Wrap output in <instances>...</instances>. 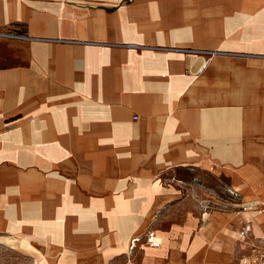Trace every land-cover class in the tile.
Here are the masks:
<instances>
[{
    "label": "crops",
    "instance_id": "1",
    "mask_svg": "<svg viewBox=\"0 0 264 264\" xmlns=\"http://www.w3.org/2000/svg\"><path fill=\"white\" fill-rule=\"evenodd\" d=\"M10 27L26 50L0 68V233L53 264H254L264 0H0ZM175 169L226 176L244 211L207 208Z\"/></svg>",
    "mask_w": 264,
    "mask_h": 264
},
{
    "label": "rangeland",
    "instance_id": "2",
    "mask_svg": "<svg viewBox=\"0 0 264 264\" xmlns=\"http://www.w3.org/2000/svg\"><path fill=\"white\" fill-rule=\"evenodd\" d=\"M7 32V31H0ZM21 40L17 39H6L0 37V68H5L9 66H14L15 64H19L18 55L23 54L25 52V47L20 46ZM14 132V131H13ZM17 138V141L14 140L13 143L17 144L18 150L13 151V157L21 156L26 152L24 149H20L21 141H19V136L13 137ZM33 147L27 146V148ZM25 148V146H24ZM34 151V149H33ZM16 162L13 161V166H15ZM19 166L21 163L18 164ZM174 186L177 187L180 185L179 180L185 182L187 185H183L191 190H195L198 188V191L213 193L216 200L206 202L207 208L212 209L216 208L220 211H233L238 212L244 211L240 206V200L238 194L231 189V185L229 179L220 175L219 178H215L210 173L202 170H183V169H175V172L169 175ZM177 180V181H175ZM47 227H45L46 229ZM246 226L242 225L238 232H241L245 229ZM15 235H9L7 233H0V264H53V254L51 247H40L36 248L32 246L35 241L28 240L23 242V245L18 242L19 237ZM21 238V237H20ZM49 237H45L43 240V244H51V240ZM16 240V241H15ZM240 241V240H239ZM245 243L244 241H240ZM237 245L240 246L237 238ZM142 249L143 247L132 250L129 247V251L125 254L128 263L133 262L136 259V252ZM55 250V249H54ZM62 250V249H61ZM249 252V251H248ZM249 254V253H248ZM248 254L246 256H248Z\"/></svg>",
    "mask_w": 264,
    "mask_h": 264
},
{
    "label": "built area",
    "instance_id": "3",
    "mask_svg": "<svg viewBox=\"0 0 264 264\" xmlns=\"http://www.w3.org/2000/svg\"><path fill=\"white\" fill-rule=\"evenodd\" d=\"M0 37L6 39H26L25 37L9 32H0ZM247 238V231L244 229L240 233V239L245 241ZM146 244L153 248H159L162 245V240L159 236L155 234V232L149 231L145 236ZM141 239L139 237L133 238L130 243V248L134 250ZM250 259L254 264H264V250L259 247H254L251 250Z\"/></svg>",
    "mask_w": 264,
    "mask_h": 264
},
{
    "label": "trees",
    "instance_id": "4",
    "mask_svg": "<svg viewBox=\"0 0 264 264\" xmlns=\"http://www.w3.org/2000/svg\"><path fill=\"white\" fill-rule=\"evenodd\" d=\"M3 31H7L9 33H16V34H19V35H22L23 32H21L19 29H17L16 27H10L8 29H5Z\"/></svg>",
    "mask_w": 264,
    "mask_h": 264
}]
</instances>
